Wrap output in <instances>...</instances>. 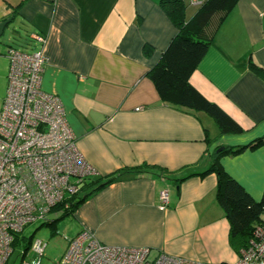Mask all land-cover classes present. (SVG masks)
I'll list each match as a JSON object with an SVG mask.
<instances>
[{
	"label": "crops",
	"instance_id": "0c3cea01",
	"mask_svg": "<svg viewBox=\"0 0 264 264\" xmlns=\"http://www.w3.org/2000/svg\"><path fill=\"white\" fill-rule=\"evenodd\" d=\"M181 1L188 21L199 5ZM160 2L0 0V22L12 19L0 37V56L9 46L18 48L9 42L20 33L28 52L43 53L41 89L59 97L76 147L96 172L84 192L119 170L142 168L95 190L63 218L66 244L86 229L106 245L146 247L149 259L164 253L231 263L239 251L230 245V224L216 199V174L204 172L218 148L264 136V77L250 67L264 71V0H237L189 77L240 127L238 133L221 131L205 112L161 100L147 72L176 26ZM218 163L260 200L264 145L222 153ZM162 188L168 189L165 208L158 204Z\"/></svg>",
	"mask_w": 264,
	"mask_h": 264
},
{
	"label": "built area",
	"instance_id": "2783aa9c",
	"mask_svg": "<svg viewBox=\"0 0 264 264\" xmlns=\"http://www.w3.org/2000/svg\"><path fill=\"white\" fill-rule=\"evenodd\" d=\"M202 0H191L199 5ZM36 39L43 43V36ZM6 94L0 107V264H7L15 237L32 223L46 222L51 209L77 193L96 172L76 147L59 97L41 89L45 57L9 46ZM168 189L158 193L165 208ZM46 242L33 240L31 260L23 250L17 264H40ZM146 247L111 246L83 229L70 238L55 264H264V224L254 227L247 246L231 263L198 262Z\"/></svg>",
	"mask_w": 264,
	"mask_h": 264
},
{
	"label": "trees",
	"instance_id": "16d2710c",
	"mask_svg": "<svg viewBox=\"0 0 264 264\" xmlns=\"http://www.w3.org/2000/svg\"><path fill=\"white\" fill-rule=\"evenodd\" d=\"M236 2L237 0H202L192 18L186 21L184 4L181 0H161L162 8L176 26V33L158 62L147 72L163 102L190 111L205 112L214 119L221 131L233 133L240 132V127L217 105L198 93L190 85L189 77L204 56L217 24ZM147 51L146 47L145 52ZM250 67L264 77V71L251 65ZM259 145H264V136L238 148H222L214 154L210 167L204 172V174L209 172L216 174V199L230 224V245L239 252L247 246L254 227L264 224L261 218L264 213V192L259 201L254 200L240 184L222 170L218 163V156L222 153H237L246 147L254 148ZM134 169L119 170L104 178L88 192H84L87 185L85 182L77 193L65 197L62 202L56 204L51 209L53 216L40 225H52L62 220L71 215L76 207L95 190L124 178L131 172H142V168ZM163 171L162 168L148 167V172L156 176L164 175ZM185 178L175 179V181ZM17 242L16 236L13 246ZM31 242L28 239L25 249L29 248Z\"/></svg>",
	"mask_w": 264,
	"mask_h": 264
},
{
	"label": "rangeland",
	"instance_id": "374dc122",
	"mask_svg": "<svg viewBox=\"0 0 264 264\" xmlns=\"http://www.w3.org/2000/svg\"><path fill=\"white\" fill-rule=\"evenodd\" d=\"M23 51H29V46L25 42V35L20 33L19 37L9 42ZM7 64L6 57L0 56V107L6 94L7 86ZM261 218L264 219V213ZM63 220H59L52 225H40L39 222H32L26 225L23 230L17 234L18 242L13 246V252L10 255L7 264H17L21 261L19 255L26 250V258L31 260L34 253L25 249L28 239L33 241L40 239L46 242L44 253L41 256L40 264H55L66 248L67 233L62 229ZM68 242V241H67Z\"/></svg>",
	"mask_w": 264,
	"mask_h": 264
},
{
	"label": "water",
	"instance_id": "95a60500",
	"mask_svg": "<svg viewBox=\"0 0 264 264\" xmlns=\"http://www.w3.org/2000/svg\"><path fill=\"white\" fill-rule=\"evenodd\" d=\"M12 19H7L2 22H0V37L3 36L5 29L8 27V25L11 23ZM222 148H218V151Z\"/></svg>",
	"mask_w": 264,
	"mask_h": 264
}]
</instances>
